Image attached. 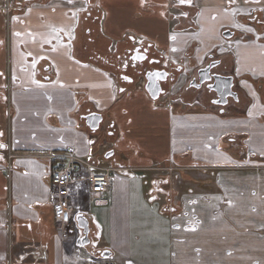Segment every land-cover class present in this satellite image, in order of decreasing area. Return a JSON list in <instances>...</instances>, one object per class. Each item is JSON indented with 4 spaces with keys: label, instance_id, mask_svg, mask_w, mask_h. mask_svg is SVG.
Masks as SVG:
<instances>
[{
    "label": "crops",
    "instance_id": "1",
    "mask_svg": "<svg viewBox=\"0 0 264 264\" xmlns=\"http://www.w3.org/2000/svg\"><path fill=\"white\" fill-rule=\"evenodd\" d=\"M17 1L9 16L0 0V97L12 105L8 113L0 102V264H91L93 255H83L81 247L99 258L117 252L130 264H144L139 257L150 253L161 258L156 251L165 264H264V0H203L198 31L171 28L173 11L165 0ZM255 17L259 21L250 19ZM228 28L238 32L230 40L222 34ZM95 31L103 52L98 39L88 37ZM138 38L181 60L198 41V63L217 46L226 64L221 70L233 65L236 83L249 88L241 85L239 101L222 105L210 103L206 91L154 100L144 86L136 91L138 82L122 89L104 57L117 63ZM198 94L204 97L197 100ZM236 107L243 111L236 114ZM98 112L103 120L93 131L84 117ZM106 121L109 146L101 152ZM109 150L117 160L106 157ZM69 151L116 171L148 169L154 153L167 157L166 166L153 173V199L162 194L166 200L159 209L165 226L158 245L151 243L153 225L144 216L137 224L145 234L133 228L131 189L125 174L115 171L102 195L92 196L85 182L77 185L74 212L89 218L90 244L78 246L61 236L51 193L58 161L47 155ZM101 155L107 164L98 160ZM176 168L211 170L221 179L219 188L188 186L196 229L172 199L169 186L182 176ZM95 207L105 210L108 231ZM103 251L110 255L103 257Z\"/></svg>",
    "mask_w": 264,
    "mask_h": 264
},
{
    "label": "flooded vegetation",
    "instance_id": "2",
    "mask_svg": "<svg viewBox=\"0 0 264 264\" xmlns=\"http://www.w3.org/2000/svg\"><path fill=\"white\" fill-rule=\"evenodd\" d=\"M168 4V8L173 11L171 15H169V19L173 22L172 27L179 23L182 26L181 28L184 30L191 29L195 31L193 28H200L199 17L202 12V4L203 0H190V3L180 4L179 0H165ZM16 7L15 10H17ZM14 10V11H15ZM11 11L7 13L9 16L14 12ZM259 21L257 17L250 18ZM190 20V21H189ZM186 22L185 26L182 22ZM192 22V24H191ZM171 27V28H172ZM230 29V28H228ZM235 32L234 36L237 35L236 29H230ZM232 37V38H233ZM232 38H228L229 40ZM191 46L188 47L186 58L188 59H178L173 55L170 50L162 49L156 50L154 45L151 42H145L141 38L134 39L132 47L128 48L124 55L119 58V61L112 62L108 57H104V62H106L110 67H114L116 70L115 76L117 78L118 83L121 85L122 89H125V86L130 83H137L142 75H147L150 72L156 71V75L158 78L164 76V79L159 80L162 87V93L160 94L159 99L164 95L174 96L178 94V99L183 98L184 95L188 92L189 89L198 91H206L207 94L210 95V103L215 105H222L224 101L229 103L231 100L239 101L240 99V90L242 89L241 84L236 83V78L234 74L226 73L225 70H221V67H225L226 64L219 56V50H216L217 46L212 50L208 51L207 55L203 58V62L198 63L195 60V52L199 49L200 43L191 42ZM228 46V45H227ZM232 49V45H229ZM216 50V51H215ZM121 56V55H120ZM142 56L143 59H133V57ZM188 61V62H187ZM169 62L172 64L170 65ZM209 65H213L209 72H206L204 68ZM162 71V72H161ZM186 75H191L189 79H185ZM220 75L224 76H233V85L231 90L227 88L225 81ZM124 77H128V79H124ZM211 79L206 80V82L201 84V78ZM147 80L145 78L144 88L146 86ZM200 84L198 87L197 85ZM237 84V85H236ZM238 88V89H237ZM181 90H184L182 92ZM226 91L237 92L236 96H227L225 97ZM203 94L197 95V100H201L203 98ZM0 102L5 107L8 113L12 112L11 101L7 96L0 97ZM109 150L108 152H110ZM107 152V153H108ZM113 160H117L116 155L113 151H111ZM12 153V152H11ZM163 181V180H162ZM185 214V213H184ZM187 214V213H186ZM194 220L195 217H194Z\"/></svg>",
    "mask_w": 264,
    "mask_h": 264
},
{
    "label": "rangeland",
    "instance_id": "3",
    "mask_svg": "<svg viewBox=\"0 0 264 264\" xmlns=\"http://www.w3.org/2000/svg\"><path fill=\"white\" fill-rule=\"evenodd\" d=\"M90 6L93 7L94 2ZM175 10H173V11L175 12ZM135 22L136 23H134V24H137L139 21H135ZM191 24H192V22H191ZM180 28L181 27H178L177 29H180ZM254 28H257V27L254 25ZM177 29H175V30H177ZM199 29L200 28H196L195 31H198ZM168 30H169V28H168ZM97 33L98 32L95 31L93 34L89 35L88 37L91 38L93 41H94V39L95 40L98 39V40H96L95 45L100 47V48H97L98 51L103 52L102 51L103 48L101 47L102 44L100 43V40H102L101 35L97 34ZM133 33L136 34L134 31H133ZM257 35H259V34H257ZM199 49H200V47H199ZM252 55L258 56L257 51L253 52ZM111 68H112V70H116L114 67H111ZM225 72L233 74V72H234L233 65L230 68H228L227 70H225ZM190 77H191V75H186L185 79H189ZM144 81H145V77H144V75H142L140 77L139 81H137L138 84L135 86L136 91L144 86ZM238 83L241 84L240 82H238ZM241 85L249 88L248 85H246V83H243ZM243 86H242V89H239V90H242L244 92ZM181 91L184 92V90H181ZM200 93H202V92H200ZM240 93H242V92H240ZM163 96L159 100H163L164 99ZM231 105H234V103H232ZM242 111L243 110H241L239 107H236V114H240ZM106 124H107V121L105 124L101 125L102 128L100 130L103 133V142H104V144L102 145L104 148H100L101 145L98 146L100 148L101 152L104 149H107V147L109 146V143L107 141L108 136H106L107 135ZM98 136L99 135L93 134L92 137L97 139ZM97 140H100V139H97ZM154 156H155V159H153V162H152V159H150V158L148 160L149 161L148 169H146V167H143V166H137V168H135V169L130 168L127 170H122V171H116L115 170V173H119L122 175L125 174V176L127 177L130 189H131L130 190V201L133 204V217H134V214L137 215V218H135L136 220L133 222L134 223L133 228L135 229L136 226H138L136 229L140 228L139 236H143L145 234L146 230H145V228L143 229L144 225H140V224L138 225L137 224V222L139 223L140 218H142L141 216H144V219L153 225L152 226L153 232L150 234L152 237L151 243H153L155 241V243L158 245L160 238L163 234L160 227H161V225H164L163 219H165L164 217H161V216H163V214H161L159 209L160 208L163 209V205L166 202V200L162 194H158L159 197L157 199H153L154 198V194L152 193V187H153V183H154L153 173H155L156 171L157 172L161 171L158 167L164 168L166 166L167 161L165 158H167V157L161 158L160 153H154ZM165 156H170V153H167ZM187 157L188 156H185L186 159H189ZM98 160L102 164H107L106 161H103L104 160L103 155H101L98 158ZM200 164L201 163H199L197 165L201 166ZM190 165L193 166L192 164H190ZM151 168H154L156 170H152ZM176 170L179 173H182L181 174L182 176H180V174H179L180 178H175L174 180H172V184H171V186H169V188L173 189V192H172L173 198L172 199L174 201V205L177 207V211L180 213H183V214L187 213V216L189 215L188 217L190 219H192V220H190L188 227L189 228H195L199 225V223L197 220H194L192 217L193 214L190 211L189 203H188L189 198L185 193L190 191V189L197 191V189L199 188L197 184H202V185L205 184L204 188H208L212 185H215L216 188H219V186L221 185V179L218 176L214 175L213 171H211V170L206 171V173H203L202 170H198L195 168L190 169V170H185L184 171L185 173L181 172L180 168H176ZM172 173H176V171H173ZM188 173L192 174V176L199 178V179L205 178V181H196V183H195L194 181L188 180V179L194 178L192 176H185ZM188 186H190L191 188L188 189ZM163 188L166 189L167 188L166 185H164ZM222 194H223V192H222ZM204 196H202L200 194V198L202 200L210 201V197H208L209 195L208 196L206 195L208 198L204 197ZM95 205L96 204H94L93 206H95ZM99 209H100V207H95L94 210L93 209L92 210H93V213L96 214V217L99 220V223L103 226L105 225L106 230L108 231L109 219L107 218L106 221H103L106 218V214H105V218L102 215L103 212H105V210H99ZM145 220H144V222H145ZM192 230H194V229H192ZM135 233H137V231ZM81 249L84 252L83 255H85L87 253L89 256L93 255L98 259L97 263L93 262L91 264H130L124 258H122V256H120V254L117 252L112 258L107 259V258H99L95 254H89L88 250L85 247H81ZM156 252L161 258H157L156 256L153 257V253H150V255L146 254V256L144 257L145 259H143L142 257H139V260L141 261V259H142L144 261V264H165V261L163 260L164 257L162 255V251L161 252L156 251Z\"/></svg>",
    "mask_w": 264,
    "mask_h": 264
},
{
    "label": "built area",
    "instance_id": "4",
    "mask_svg": "<svg viewBox=\"0 0 264 264\" xmlns=\"http://www.w3.org/2000/svg\"><path fill=\"white\" fill-rule=\"evenodd\" d=\"M16 7V0H5L4 10L6 13L14 11ZM15 156L14 153L9 154L10 159ZM47 156L58 161L52 170L51 193L56 221L61 226V236L78 245L82 232L77 225L76 212L73 207V199L78 197L76 196L77 185L85 182L89 185L92 196L102 195L112 187L115 168L112 166L98 167L94 162L78 157L73 151ZM66 224L70 226L68 233L65 230ZM88 260L92 263L97 262L93 257Z\"/></svg>",
    "mask_w": 264,
    "mask_h": 264
},
{
    "label": "water",
    "instance_id": "5",
    "mask_svg": "<svg viewBox=\"0 0 264 264\" xmlns=\"http://www.w3.org/2000/svg\"><path fill=\"white\" fill-rule=\"evenodd\" d=\"M223 36L225 38H232L235 34V32L231 31L230 29H225L223 31ZM213 65H209L208 67L204 68V70L206 72H209L210 69L212 68ZM162 72V71H161ZM151 74V75H150ZM220 77H222L225 81V84L227 86L228 89L231 90V87L233 85V76H224V75H220ZM145 78L147 80L146 86H145V90L148 93V95L154 99L157 100L160 97V94L162 93V87H161V83L159 80L164 79V76L158 78V76L156 75V71L154 72H150L149 74L145 75ZM211 79V77L208 78H201V84L206 82V80ZM198 87L200 86V84L197 85ZM238 93L237 92H232V91H226V93L224 94L225 97L227 96H236ZM227 101H224L221 104H226ZM86 119V124L93 130V131H97L100 127V123L103 120V115L99 114V113H89L87 115H85L84 117ZM111 154H113L112 152L108 153L106 155V157H109ZM76 220L78 222V226L83 230V236L80 238L79 244L81 246H86L89 245L91 240L89 237L90 234V223L88 218L83 214V213H78L76 215ZM103 257H108L110 255L109 251H103L102 253Z\"/></svg>",
    "mask_w": 264,
    "mask_h": 264
},
{
    "label": "snow or ice",
    "instance_id": "6",
    "mask_svg": "<svg viewBox=\"0 0 264 264\" xmlns=\"http://www.w3.org/2000/svg\"><path fill=\"white\" fill-rule=\"evenodd\" d=\"M231 2H235V0H231ZM179 3L180 4H185V3H190V0H179ZM15 19V18H14ZM16 35H20V33H16ZM144 57L142 56H136V57H133V59H143ZM151 75V74H150ZM159 75V74H157ZM124 79H128V77H124ZM0 147H4V145H0Z\"/></svg>",
    "mask_w": 264,
    "mask_h": 264
},
{
    "label": "trees",
    "instance_id": "7",
    "mask_svg": "<svg viewBox=\"0 0 264 264\" xmlns=\"http://www.w3.org/2000/svg\"><path fill=\"white\" fill-rule=\"evenodd\" d=\"M178 22L180 23V21H178ZM179 23H177L176 25H174L172 28L177 29L178 27H182ZM182 24L185 26L186 22L184 21V22H182ZM195 29L196 28H194V30Z\"/></svg>",
    "mask_w": 264,
    "mask_h": 264
},
{
    "label": "bare ground",
    "instance_id": "8",
    "mask_svg": "<svg viewBox=\"0 0 264 264\" xmlns=\"http://www.w3.org/2000/svg\"><path fill=\"white\" fill-rule=\"evenodd\" d=\"M99 113V112H98Z\"/></svg>",
    "mask_w": 264,
    "mask_h": 264
}]
</instances>
